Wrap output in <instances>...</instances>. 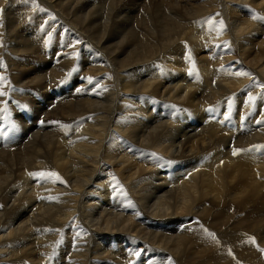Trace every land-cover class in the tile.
Masks as SVG:
<instances>
[{
    "label": "bare ground",
    "instance_id": "bare-ground-1",
    "mask_svg": "<svg viewBox=\"0 0 264 264\" xmlns=\"http://www.w3.org/2000/svg\"><path fill=\"white\" fill-rule=\"evenodd\" d=\"M33 1L37 10L20 13L14 28L40 33L41 43L27 55L52 56L45 63L52 69L28 80L31 68L6 62L11 33L0 37V230L31 213L14 239L0 242L12 264H264V149L254 147L264 146V67L255 69L264 47L248 60L259 48L246 51L240 41L264 32V0H166L156 15L149 3L146 19L144 0H126L115 10L74 0L71 18L89 14L82 26L91 37L53 5L58 0ZM240 8L244 23L231 18ZM117 38L128 53L119 67L112 58L119 47L102 45ZM209 57L217 64L199 66V58ZM234 57L238 65L224 69ZM84 59L97 60L91 70L107 69L111 83L90 77ZM134 64L143 65L135 73L149 81L122 85L119 69ZM235 68L249 75L237 76ZM48 88L57 101L30 112L26 103ZM126 101L140 106L143 124L117 118ZM233 148L243 151L233 155ZM121 152L134 172L106 180L99 195L88 190H99ZM151 167L156 175L146 173ZM41 172L60 179L35 175ZM155 178L160 184L152 188ZM87 195L98 207L86 206Z\"/></svg>",
    "mask_w": 264,
    "mask_h": 264
},
{
    "label": "rangeland",
    "instance_id": "rangeland-1",
    "mask_svg": "<svg viewBox=\"0 0 264 264\" xmlns=\"http://www.w3.org/2000/svg\"><path fill=\"white\" fill-rule=\"evenodd\" d=\"M60 1H63L62 3H59ZM166 0H144L141 7L143 9V14H142V18L146 19V18H150V13H149V9L147 8L149 3H152L153 6V15H156L158 13L159 10L162 9L163 4ZM181 1V2H179ZM71 2H74L75 5H73L72 11H74L75 6H76V1L74 0H58L57 2H53L56 6L57 9H60L61 12L67 16V18L70 20V22L73 23L74 26H76L78 29H80V31H84V33H86L87 35H89L91 37V35L89 34L88 31H86L85 26H82L83 22L86 21L89 17V14L84 16L82 13H76L78 16H80L79 18H77V20H74V18H71L72 15L70 14V7L69 4ZM126 0H98L95 2L96 5H102L104 7H107L109 5H111L114 10L122 3H125ZM168 5L174 4L176 2H179L180 5H184V2L182 0H167ZM205 1H200L197 2V4H201ZM66 3V4H65ZM227 3H229L230 5L233 3L231 1H227ZM236 4H238L239 2H235ZM264 4V1H263ZM35 5V9L37 10L36 6V2L34 3L33 0H0V22L3 18H5L7 20V24L4 25L0 24V37H2L4 34H6V32L8 31L11 34L6 35V37L10 38V40H8L7 43V50L8 52H6V62L8 65H14V66H26L28 68H31V70H29L28 72H26V78L28 80L32 79L35 77V73H39V74H43L46 73L47 71L52 69V65L50 64H45L46 61L49 60V56H45V54H35L32 56H28L27 52L28 50H30L31 48H33V44H35V46L39 43H41V35L39 32L37 33H33V34H26L25 32L22 31V28H18L15 29L14 25L15 23L18 21V16L20 13H23L24 11H28V9L30 8H34ZM78 5V4H77ZM8 7V9H7ZM132 8H136V6H133ZM212 11H218V8L213 9ZM46 13V12H45ZM28 14V13H27ZM237 14V15H236ZM231 16L232 19L236 20L238 23H244V21L246 20V15H245V11L242 10L241 8L237 11V13ZM215 15H212L211 17H214ZM122 21L117 22L116 26L119 27L121 25ZM257 23L262 24L263 20L261 18L257 19ZM130 30V27H128L126 29V32H128ZM12 31V32H11ZM113 30H110V33H112ZM226 31L223 32V34H225ZM260 33V32H258ZM95 34H99V33H95ZM243 38L240 40L242 43H244L245 47L244 49L246 51H252L255 49L259 48L258 52H254L251 53V55L248 57V60L253 59L257 54L260 53V51L262 50V48L264 47V32H262L260 35H249V34H244L242 36ZM120 42V38L117 39H108L107 41H105L102 45L103 47L107 50V51H113L115 49L118 48V53H115L114 55H112V58L116 61L117 63V67H119V64H121V61H125L127 60V56L128 53L125 52L124 54V47L123 46H117L118 43ZM69 43V41L67 42ZM222 49L218 50V53L221 54L224 47L221 46ZM60 56L58 55V53L56 54L55 58H59ZM84 63L85 66L87 68H90V77L94 78L96 77V79L98 80H102L104 81L105 84H109L111 83L110 78L108 77V75L110 74V72L107 69H100L101 70V74H97L98 69H94L95 71H92V65H98V61L97 60H93L90 59L89 61L84 59ZM198 63L199 66L201 65H216L217 61L215 59H211V57L204 59V58H199L198 59ZM238 65V58L234 57L232 59V64L231 65H225L224 69H230L232 70L234 67H236ZM143 65L141 64H134L128 68H120L119 69V75L122 78V85L126 84V85H143L145 83H147L149 81L150 76H137L135 73V69L142 67ZM264 67V57L262 58V60L255 65V69L261 70ZM240 71L239 68H235L233 70V72H237ZM161 80V79H159ZM201 85H203V81H199ZM79 81H77V79H75L73 81V83H71L66 92L70 91V90H74V87L76 84H78ZM205 86V85H204ZM58 88H61V86H59ZM91 86H86L82 89H76V92H74L75 95H78V93H80L83 90L86 89H90ZM19 91V90H18ZM65 91V90H64ZM78 91V92H77ZM20 92V91H19ZM21 93V92H20ZM56 93L52 92L51 90H47L46 95L39 99V100H33V101H28L26 103V106L28 107V110L30 112L36 111L38 109H43L45 107V105L47 103H51V102H55L57 101L56 99ZM40 105H42V107H40ZM120 108H119V114L117 115L118 117H122V121H124L123 123L126 125H132V124H136V125H140L143 124L142 122V114H140V106L138 104H135L133 102H122L119 104ZM40 107V108H38ZM235 114V113H234ZM121 115V116H120ZM124 116V117H123ZM147 117V115L145 116ZM174 116H172L173 118ZM247 122V121H246ZM257 120L254 121V123H256ZM233 124V123H230ZM257 126V125H255ZM186 130L183 132L185 134ZM187 134V133H186ZM183 135V134H182ZM226 134H224L225 136ZM110 143L108 142L106 144V146L113 148V146L109 145ZM114 145V144H113ZM115 146V145H114ZM232 146V145H230ZM122 149V148H119ZM114 153L116 154L117 151H114ZM124 153L125 152H121L118 156V158L116 160L112 159L111 165L113 166V171H111V166L108 167L105 171H104V175H102L101 181H99V184L97 185L99 190H96V188L94 186L89 185L88 186V190L94 191L96 195H99L101 192V189L104 188V186L106 185V180L109 179H113V180H118V179H122L124 180L127 175L133 173L134 171H129V167L131 164L130 160L129 162H125L126 157L124 158ZM260 156L264 157V151L260 152ZM134 158V157H133ZM147 160V159H146ZM205 161L202 160L200 161V164ZM264 163V162H263ZM207 170L206 168L202 169V171ZM232 168H228L226 170V172H224L222 174L223 177H225V180L227 181L230 178L231 172H232ZM147 174H151V175H156V171L155 168H149L146 171ZM119 176V177H118ZM204 179L206 180L207 177H204ZM98 182H96L95 184H97ZM160 184V181H158L157 178H155L153 180V184H152V188L156 185ZM61 187L60 184H56L55 188H59ZM171 187V186H170ZM170 188L166 189L169 190ZM109 191L111 192V189H109ZM46 195V194H44ZM91 197L89 195L86 196V206L89 209H93L95 207H98V201L95 202H88L89 199ZM13 206V202L10 201L7 203V208L10 209ZM18 203H15L14 207H17ZM113 209V208H112ZM119 210V209H118ZM31 215V213L29 214H25L22 218L18 219H14L13 221H11L9 223L10 227L9 229L6 230H0V242H5L8 240H12L15 237V232L19 227H22L25 225L26 220L28 219V217ZM31 223L36 224L34 221H32ZM27 234V233H26ZM18 235H22V233H18ZM10 252V250L8 251L6 247H2L0 248V264H12V259L10 258V254H8Z\"/></svg>",
    "mask_w": 264,
    "mask_h": 264
},
{
    "label": "snow or ice",
    "instance_id": "snow-or-ice-1",
    "mask_svg": "<svg viewBox=\"0 0 264 264\" xmlns=\"http://www.w3.org/2000/svg\"><path fill=\"white\" fill-rule=\"evenodd\" d=\"M255 19V17H253ZM206 23H208L209 25H212L213 24V21L210 19L208 21H206ZM224 29V24H223V21H220L219 22V29L217 30V35H220L221 32L223 31ZM211 30V29H210ZM51 39V34L49 33V40ZM189 59H191V57L189 56ZM235 75L237 76H246V75H249L248 73H245V72H236ZM89 79V82H91V78H88ZM0 80H3V77H0ZM262 88H264V85H261ZM4 95V92L3 91H0V96H3ZM249 99V103H252L254 100H255V97L253 96H249L248 97ZM231 109V103L229 102V110ZM211 111V109L209 110ZM227 119V117H225ZM255 149L257 151H260L261 149H264V146H254ZM241 151V149H236V148H233V155H237L239 154ZM35 175H38L40 177H48V178H55L56 180H59L60 178L58 177V175L54 172H49V173H44V172H41V173H38V174H35ZM63 183V181H61ZM210 236H212L213 239H216L215 235L212 234V233H209ZM252 243H255L254 239L252 240Z\"/></svg>",
    "mask_w": 264,
    "mask_h": 264
}]
</instances>
